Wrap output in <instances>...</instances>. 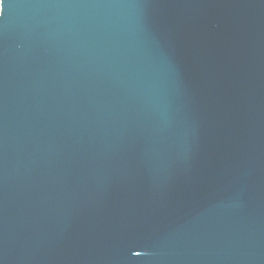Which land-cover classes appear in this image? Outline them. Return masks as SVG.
I'll list each match as a JSON object with an SVG mask.
<instances>
[{
    "label": "water",
    "instance_id": "obj_1",
    "mask_svg": "<svg viewBox=\"0 0 264 264\" xmlns=\"http://www.w3.org/2000/svg\"><path fill=\"white\" fill-rule=\"evenodd\" d=\"M0 264H264V0H0Z\"/></svg>",
    "mask_w": 264,
    "mask_h": 264
}]
</instances>
